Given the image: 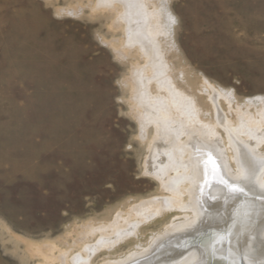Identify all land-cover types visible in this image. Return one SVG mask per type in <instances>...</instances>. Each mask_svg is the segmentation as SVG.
Returning <instances> with one entry per match:
<instances>
[{
    "label": "rangeland",
    "instance_id": "rangeland-1",
    "mask_svg": "<svg viewBox=\"0 0 264 264\" xmlns=\"http://www.w3.org/2000/svg\"><path fill=\"white\" fill-rule=\"evenodd\" d=\"M159 5L165 61L179 89L188 93L192 80L202 108L208 82L227 99L218 104L231 120L236 107L264 108V0ZM95 13L87 0H0V264H44L51 247L56 257L167 196L144 172L152 129L142 139L133 118L131 60L107 44L120 47L121 34ZM175 219L171 211L147 220L92 263L144 247Z\"/></svg>",
    "mask_w": 264,
    "mask_h": 264
},
{
    "label": "bare ground",
    "instance_id": "bare-ground-1",
    "mask_svg": "<svg viewBox=\"0 0 264 264\" xmlns=\"http://www.w3.org/2000/svg\"><path fill=\"white\" fill-rule=\"evenodd\" d=\"M159 2L134 0L129 6L128 0H111L110 4L87 0L95 14L106 16L108 32L121 34L120 47L107 44L116 58L131 60L128 87L133 118L142 139L152 129L144 172L167 196L142 202L128 219L106 230L93 229L56 257L51 247L44 254V264H98L92 262L99 252H110L120 242L135 238L141 224L171 211L181 220H172L144 247L101 264H196L200 249L206 250L216 233L231 234L233 251L223 247V258L208 253L206 264L264 261V203L253 204L247 197L230 194L220 182L242 184L251 164L255 179L264 183V108L249 113L236 107L231 120L218 104L219 98L226 103L227 99L208 82L201 85L205 88L202 108L190 93L195 89L192 80L184 83L188 93L176 86L165 61L162 40L167 28ZM203 112L212 122L203 121ZM239 252L244 254L243 261Z\"/></svg>",
    "mask_w": 264,
    "mask_h": 264
},
{
    "label": "snow or ice",
    "instance_id": "snow-or-ice-1",
    "mask_svg": "<svg viewBox=\"0 0 264 264\" xmlns=\"http://www.w3.org/2000/svg\"><path fill=\"white\" fill-rule=\"evenodd\" d=\"M104 4H110L111 0H101ZM129 6L134 2V0H128ZM173 22L174 19H173ZM211 160V157H209ZM221 183L225 184L228 188L230 194H237L240 196L247 197L251 203H255L260 201L264 203V183L258 182L255 179L254 175V168L251 166L249 167V175L244 178L242 184L232 183L229 184L227 181L221 180ZM250 215V214H249ZM205 221H201L204 223ZM194 231L198 230L193 229ZM231 242V234L230 233H216L215 238L208 244L207 249H200V256L196 260V264H206L205 256L208 253L212 255H217L221 258L224 256L223 247L229 246V251H233L230 247ZM240 256L241 261L245 259L244 254L242 252L237 253ZM251 264H264V261L255 260L251 261Z\"/></svg>",
    "mask_w": 264,
    "mask_h": 264
}]
</instances>
